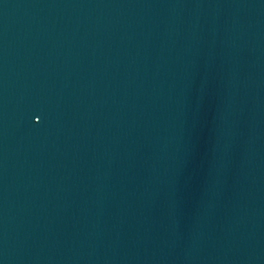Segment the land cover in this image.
<instances>
[{"label": "water", "instance_id": "1", "mask_svg": "<svg viewBox=\"0 0 264 264\" xmlns=\"http://www.w3.org/2000/svg\"><path fill=\"white\" fill-rule=\"evenodd\" d=\"M0 264H264V0H0Z\"/></svg>", "mask_w": 264, "mask_h": 264}]
</instances>
